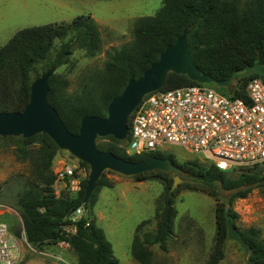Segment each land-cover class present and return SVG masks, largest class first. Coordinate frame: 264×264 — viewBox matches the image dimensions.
I'll return each instance as SVG.
<instances>
[{
    "label": "trees",
    "instance_id": "trees-1",
    "mask_svg": "<svg viewBox=\"0 0 264 264\" xmlns=\"http://www.w3.org/2000/svg\"><path fill=\"white\" fill-rule=\"evenodd\" d=\"M185 29H188V44L198 67L216 80H229V83H200L186 74L170 72L161 91L206 85L231 97L245 98L250 80H264V0H163L154 15H143L134 21L132 41L109 51L104 67L85 76L78 90L69 93V80L55 72L50 78L48 101L57 109L66 127L78 133L84 115L106 117L109 102L122 92L129 78L143 75ZM57 40L61 44L53 55ZM102 43L101 30L91 14H79L70 22H48L18 29L8 42L0 45V111L24 109L30 99L34 75L39 76L40 69L59 68L68 63L76 47L94 56L100 52ZM131 119L132 116L130 123ZM9 140L15 141L19 158H30L33 163V176L19 195L16 207L27 241L38 251H43L46 245L66 241L76 255L77 264H119L112 242L90 212L100 188L112 186L104 173L91 196L86 215L74 221L76 231L67 232L65 226L72 222L69 217L83 205L88 177L76 193L57 195L52 164L61 149L56 143L45 133L28 138L0 136V148L6 147ZM97 143L99 149L132 161L152 156L170 158L194 176L195 184L187 183V186L215 198V244L207 264H219L230 238L247 246L250 264H264L261 230L254 226L241 227L239 214L233 208L236 198H245L254 188L264 187V163L241 167L236 172V168L224 170L198 158L180 162L171 152L128 153V139L118 140L113 135L98 137ZM80 163L90 168L86 162L80 160ZM134 177L139 181L156 177L166 184L157 210L156 229L140 233L147 220L142 221L132 242L134 260L138 264H151L154 256L151 245L158 243L166 250L174 233L176 196L181 185L171 191L173 175L161 170ZM221 188L233 191L229 201L222 200Z\"/></svg>",
    "mask_w": 264,
    "mask_h": 264
},
{
    "label": "rangeland",
    "instance_id": "rangeland-1",
    "mask_svg": "<svg viewBox=\"0 0 264 264\" xmlns=\"http://www.w3.org/2000/svg\"><path fill=\"white\" fill-rule=\"evenodd\" d=\"M162 2L163 0H0V45L8 42L20 28L48 22H70L79 14H91L97 21L103 38L100 52L89 56L84 49L76 47L71 60L56 69V73L69 80L68 92L72 93L78 90L85 76L104 67L109 51L132 41L134 21L143 15H154ZM60 44L61 40H57L53 55ZM43 71L45 70L40 69L39 75ZM36 76L34 75L35 78ZM33 149L36 150L37 146H33ZM130 152L134 153L132 150ZM169 152L180 162L194 158L204 162L178 146H171ZM19 153L14 140H9L6 147L0 148V202L6 205L0 207L1 212L8 210L9 205L16 209L19 195L25 190L28 179L33 176L31 159H21ZM79 162L80 159L67 150L57 153L52 164V171L56 175L54 189L57 195L63 192L76 193L58 179L56 173L64 163ZM81 168L83 171L78 169L77 177L82 185L83 180L89 177L90 168L83 164ZM235 168L238 172L237 169L241 167ZM181 177V189L175 203L177 215L174 233L167 242L166 250L158 243L151 245L154 252L151 264H207L210 259L216 235V200L202 190L187 186V183L195 184L193 175L183 172ZM104 178L112 186L100 188L98 200L90 212L112 242L119 264H138L132 255L133 237L137 226L144 220L147 222L140 233L156 229L157 210L163 200L166 184L160 178L139 181L134 176L112 170H105ZM232 194L233 191L221 188L222 200L229 201ZM233 208L239 214L238 222L241 227H258L264 238V187L254 188L245 198H236ZM11 211L15 215L11 230L25 246L24 259L20 264H24L32 256L35 261L45 259L48 262L55 260L58 264H77L74 251L61 241L46 245L43 251L36 250L25 240L20 214ZM2 219L9 223L10 217L4 216ZM249 255L247 246L230 238L226 243L224 258L219 264H250Z\"/></svg>",
    "mask_w": 264,
    "mask_h": 264
},
{
    "label": "built area",
    "instance_id": "built-area-1",
    "mask_svg": "<svg viewBox=\"0 0 264 264\" xmlns=\"http://www.w3.org/2000/svg\"><path fill=\"white\" fill-rule=\"evenodd\" d=\"M127 139L128 153L169 152L174 145L224 170L262 164L264 80H250L245 98L231 97L206 85L152 92L132 114ZM78 169L83 171L80 162L64 163L56 173L74 192L81 188ZM0 207L6 205L0 202ZM86 213L83 205L78 207L65 230L76 231L74 221ZM24 249L9 224L0 222V264H20Z\"/></svg>",
    "mask_w": 264,
    "mask_h": 264
},
{
    "label": "water",
    "instance_id": "water-1",
    "mask_svg": "<svg viewBox=\"0 0 264 264\" xmlns=\"http://www.w3.org/2000/svg\"><path fill=\"white\" fill-rule=\"evenodd\" d=\"M56 67H49L31 83L29 102L21 111H0V136L31 137L37 133L47 134L61 150H67L90 166V174L83 199L88 208L105 170L126 176L161 170L174 178L171 191L182 181L184 168L170 158L152 156L132 161L111 151L99 149L98 137L113 135L126 140L130 130V118L146 95L160 90L170 72L188 75L200 83L215 82L226 85L229 80H216L203 72L196 64L188 44V29L178 34L174 43L167 45L157 61L136 78L131 76L120 94L108 104L107 116L84 115L78 133H72L65 125L57 109L48 101L50 78Z\"/></svg>",
    "mask_w": 264,
    "mask_h": 264
},
{
    "label": "crops",
    "instance_id": "crops-1",
    "mask_svg": "<svg viewBox=\"0 0 264 264\" xmlns=\"http://www.w3.org/2000/svg\"><path fill=\"white\" fill-rule=\"evenodd\" d=\"M8 210H6V211H0V222H7V221H5L4 219H2V217H4V216H9L10 217V220H9V226H10V229H11V225H13V222H14V216L15 215H13V213H12V211L11 210H14V212L16 213V214H20L19 212H18V210L17 209H15V208H13V206H11V205H9L8 206ZM20 217H21V215H20ZM22 218V217H21ZM23 221V220H22ZM13 229V228H12ZM12 231V230H11ZM13 232V231H12ZM34 256H32V257H30L29 259H27L26 261H25V263L24 264H58L57 263V261H55V260H53V261H50V262H48V261H46L45 259H42L41 261H35L36 259L35 258H33ZM77 259V258H76Z\"/></svg>",
    "mask_w": 264,
    "mask_h": 264
}]
</instances>
